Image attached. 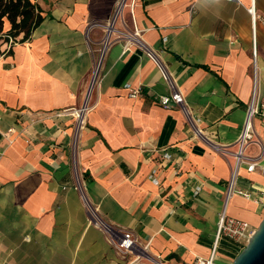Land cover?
<instances>
[{"label": "crops", "instance_id": "0c3cea01", "mask_svg": "<svg viewBox=\"0 0 264 264\" xmlns=\"http://www.w3.org/2000/svg\"><path fill=\"white\" fill-rule=\"evenodd\" d=\"M32 1L42 20L0 54V264L207 257L233 164L220 145L235 149L252 95L253 50L258 142L246 154L256 164L240 165L235 185L250 196L231 194L226 212L255 229L264 215V0H135L111 26L118 0ZM136 34L154 57L131 40ZM98 58L73 147L69 109L83 101ZM156 62L200 118L202 136L180 107L157 102L169 87ZM125 83L140 93L129 96ZM73 157L89 202L102 219L130 230L139 251L118 252L87 222ZM244 242L220 235L216 258L233 259Z\"/></svg>", "mask_w": 264, "mask_h": 264}, {"label": "built area", "instance_id": "2783aa9c", "mask_svg": "<svg viewBox=\"0 0 264 264\" xmlns=\"http://www.w3.org/2000/svg\"><path fill=\"white\" fill-rule=\"evenodd\" d=\"M134 2L135 0H118L114 8L112 19L108 23L110 25L108 26L112 25V21L116 19V17H118L122 13V10L124 7L128 6L130 11H132ZM163 39L165 40V37H163ZM131 40L138 47L145 50L147 55L154 57L148 45L143 41V39L138 34L131 36ZM13 43H15V41H13L11 37H9L8 41L4 42L5 48L8 49L10 45ZM252 63H253V71H254L252 95L247 105L245 118L242 123L239 135L237 137V140L235 141V149L229 150L227 145H220V148L223 152H230L232 154L233 164H232L231 173H230L228 183H227V188L225 191L224 203L218 214L216 232H215V244L211 250V253L207 257H196L193 260L192 264H229L227 262L218 260L215 256V245L220 235H225V236L231 237L236 240L246 241L248 237L254 231V227L247 220L229 215L226 212V201H227V198L231 194L240 193V194H243L244 196H250V191L239 188L235 185V177L238 173V169L240 165L244 163L247 170H252L256 164L255 159L252 157L249 158L246 154L247 146L250 143L258 142V140L255 138V131H254L253 123H252L254 115L259 110V101H258V96H257L256 76H255L256 62H255V51L254 50L252 53ZM156 64L161 73V76L166 80L168 87H169L168 92L159 94L157 96L156 98L157 102L164 107H169L171 104H175L178 107H180V109L183 111L186 122L190 124L194 133L196 135L202 136V129L199 127V124H198L200 121V118L193 117L191 115L185 103L183 93L175 85L174 81L171 79V77L169 76L165 68L158 62H156ZM98 65H99V58L96 61L95 67L93 69L91 81L86 89L83 101L78 106L69 109L71 110L72 115L74 117L73 147H75V141H76L78 130L81 127H83L86 123V114L90 107L89 99H90L91 86L96 77ZM124 86L128 89L129 96H136L140 93L141 89L139 86H131L129 83H125ZM8 130H11V127H9ZM162 154L164 157L170 158V153L167 150L163 151ZM73 165L77 166V163L74 157H73ZM148 176L153 181H157L156 176H155V169H152ZM74 184H75V187L79 190L83 201L89 208L90 221H92V223L95 226L103 229V231L106 232L110 243H112L115 246V248L121 253L131 252L133 250L139 251L136 248V237L130 230L116 228L101 218V216L98 214V211L89 202L86 196V193L84 191V186L80 178V174L79 176L77 175V179ZM197 189L198 187H196V190ZM128 264H131V263H128ZM160 264H163V263H160Z\"/></svg>", "mask_w": 264, "mask_h": 264}, {"label": "trees", "instance_id": "16d2710c", "mask_svg": "<svg viewBox=\"0 0 264 264\" xmlns=\"http://www.w3.org/2000/svg\"><path fill=\"white\" fill-rule=\"evenodd\" d=\"M40 8L32 0H0V54L11 50L2 47L9 37L13 41H22L30 36L34 27L42 20ZM9 21V27L4 29V20Z\"/></svg>", "mask_w": 264, "mask_h": 264}, {"label": "water", "instance_id": "95a60500", "mask_svg": "<svg viewBox=\"0 0 264 264\" xmlns=\"http://www.w3.org/2000/svg\"><path fill=\"white\" fill-rule=\"evenodd\" d=\"M229 264H264V215Z\"/></svg>", "mask_w": 264, "mask_h": 264}, {"label": "rangeland", "instance_id": "374dc122", "mask_svg": "<svg viewBox=\"0 0 264 264\" xmlns=\"http://www.w3.org/2000/svg\"><path fill=\"white\" fill-rule=\"evenodd\" d=\"M72 169H73V179H74V183L76 182V179H77V175L79 176V174H80V171H79V169L77 168V166H75V165H73V163H72ZM78 190V189H77ZM78 192H79V190H78ZM79 196H80V200H81V202H82V204H83V206H84V208L87 210V212H88V216H87V222L89 223V224H92V225H94L93 223H92V221H90V211H89V208H88V206L85 204V202L83 201V199H82V197H81V195H80V192H79ZM95 226V225H94ZM97 227V226H96ZM107 235V234H106ZM107 237H108V235H107ZM109 241V240H108ZM246 242V241H245ZM245 242L243 243V246L245 245ZM113 245V244H112ZM242 246V247H243ZM117 250V249H116ZM241 250V249H240ZM239 250V251H240ZM118 251V250H117ZM119 252V251H118ZM218 260H220V261H223V262H227V263H230L231 262V260L232 259H230L229 257H223V258H220V259H218Z\"/></svg>", "mask_w": 264, "mask_h": 264}]
</instances>
